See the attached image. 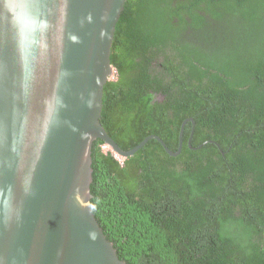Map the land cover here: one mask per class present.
<instances>
[{"label": "trees", "instance_id": "16d2710c", "mask_svg": "<svg viewBox=\"0 0 264 264\" xmlns=\"http://www.w3.org/2000/svg\"><path fill=\"white\" fill-rule=\"evenodd\" d=\"M197 11L234 27L214 28L207 49L178 47L206 22ZM110 60L120 78L104 87L101 123L122 150L154 134L175 152L188 117L192 147L219 146L190 149V123L177 157L149 140L118 161L94 142L91 207L118 256L264 264V0H127ZM145 86L165 99L151 104Z\"/></svg>", "mask_w": 264, "mask_h": 264}, {"label": "water", "instance_id": "95a60500", "mask_svg": "<svg viewBox=\"0 0 264 264\" xmlns=\"http://www.w3.org/2000/svg\"><path fill=\"white\" fill-rule=\"evenodd\" d=\"M126 1L0 0V264H127L91 207L93 144L181 153L182 133L175 152L157 135L124 151L101 123Z\"/></svg>", "mask_w": 264, "mask_h": 264}, {"label": "flooded vegetation", "instance_id": "af4514ba", "mask_svg": "<svg viewBox=\"0 0 264 264\" xmlns=\"http://www.w3.org/2000/svg\"><path fill=\"white\" fill-rule=\"evenodd\" d=\"M198 14L200 16H204L205 18V21L206 22H202L201 25H200V30L199 31H196V29H193V28H190L189 31L187 32V36L189 38H187L186 40L182 39L181 38V34H179L178 36V40H177V46L179 47L180 44L179 42H193V45H199L201 46L203 49H207L209 47V43H205V42H213L212 40L209 39V35L208 33H212L214 28H215V32L217 33H222L224 28L226 27V30L227 32L232 29L234 26L232 25H228V26H222L219 24V22L217 20H214L210 17V14L204 12V11H197ZM204 32H206V35H204ZM233 34V33H232ZM215 42H218V41H215ZM200 52H203V51H200ZM205 53V52H203ZM157 62H153V66L156 65ZM158 63H160V61H158ZM114 68V71H115V74H114V78H113V81H118L119 78H120V73L118 72V70L113 66ZM157 68H160L159 66ZM158 86H164V83L159 84V85H152V87L154 88H158ZM144 90H148L147 87L145 86L144 87ZM162 92H165V90H161V91H156V90H151L149 89L148 90V93L152 95V100H151V104L155 103V102H159L161 103L164 99H165V96L162 94ZM189 119H192L191 117H188L186 119H184L181 124H180V127H179V130H178V145H179V141H180V135L182 133V138H181V141H182V144H183V135H184V130H185V126L187 123H190L188 122ZM191 124V123H190ZM183 127V129H182ZM193 132H194V124H191V127H190V132H189V136L187 138V144H188V140L190 139V143H191V138L193 136ZM151 135H154V134H151ZM149 136V135H147ZM146 136V137H147ZM145 138V137H144ZM143 138V139H144ZM152 140V139H151ZM206 143H210L209 141H206L200 145H205ZM212 144H215L216 143H212ZM199 145V146H200ZM218 145V144H217ZM216 145V146H217ZM198 147V146H197ZM217 148H219V146H217ZM200 149V148H199ZM111 154V153H110ZM222 155H224V153L221 152ZM112 155V154H111ZM116 160L118 161H121L123 160L122 158H118V157H115L114 155H112Z\"/></svg>", "mask_w": 264, "mask_h": 264}, {"label": "rangeland", "instance_id": "374dc122", "mask_svg": "<svg viewBox=\"0 0 264 264\" xmlns=\"http://www.w3.org/2000/svg\"><path fill=\"white\" fill-rule=\"evenodd\" d=\"M103 150H104V151H108V149H107V148H103Z\"/></svg>", "mask_w": 264, "mask_h": 264}]
</instances>
